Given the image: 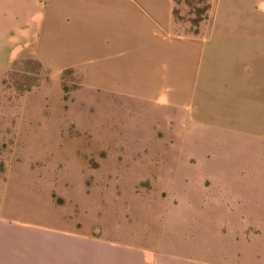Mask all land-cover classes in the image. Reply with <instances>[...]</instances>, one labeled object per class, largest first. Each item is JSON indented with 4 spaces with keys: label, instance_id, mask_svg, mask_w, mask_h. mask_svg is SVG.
Instances as JSON below:
<instances>
[{
    "label": "rangeland",
    "instance_id": "1",
    "mask_svg": "<svg viewBox=\"0 0 264 264\" xmlns=\"http://www.w3.org/2000/svg\"><path fill=\"white\" fill-rule=\"evenodd\" d=\"M102 4L0 37L8 254L65 235L264 264V0Z\"/></svg>",
    "mask_w": 264,
    "mask_h": 264
},
{
    "label": "crops",
    "instance_id": "2",
    "mask_svg": "<svg viewBox=\"0 0 264 264\" xmlns=\"http://www.w3.org/2000/svg\"><path fill=\"white\" fill-rule=\"evenodd\" d=\"M102 6V0L49 1L45 4L39 0H0V37L9 36L15 41L21 37H37L43 22L49 30V22L53 20L63 24L80 21V18L86 21L88 17L97 18ZM6 241L0 238V264H210L211 258L205 256L206 261L199 260V256L190 253L191 249H183L181 245L176 257H168L162 254L164 250L153 253L103 240L65 235L36 245L37 249L30 253L22 254L20 244V252L8 254Z\"/></svg>",
    "mask_w": 264,
    "mask_h": 264
}]
</instances>
